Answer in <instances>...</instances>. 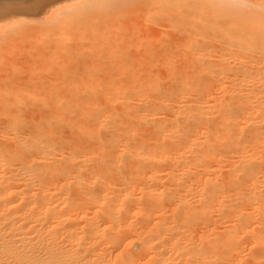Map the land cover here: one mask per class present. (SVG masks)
Returning a JSON list of instances; mask_svg holds the SVG:
<instances>
[{
    "label": "bare ground",
    "instance_id": "1",
    "mask_svg": "<svg viewBox=\"0 0 264 264\" xmlns=\"http://www.w3.org/2000/svg\"><path fill=\"white\" fill-rule=\"evenodd\" d=\"M202 1L198 4L207 11V7L214 2L205 0L204 5L200 3ZM235 1L237 0H225L221 3L224 8H230V2L235 4ZM243 1L238 0L241 4ZM83 3H86L85 7L90 6L87 0ZM149 5L152 6L150 3ZM149 5L147 3L145 6ZM240 5L229 12L237 11L239 14L240 8L244 9ZM21 6H24V2ZM73 6L75 8L74 4ZM157 6L162 7L159 3ZM246 6L247 4L244 5L245 8ZM258 10L256 16L260 15L261 18L264 14L260 13L261 9ZM84 11L85 9L82 10ZM80 13L77 15L82 14ZM245 15L248 13L245 12ZM254 16L255 14H251V17ZM74 17L70 20L75 21ZM104 18L106 16L101 19ZM64 19L67 24L65 22L61 25L63 21H60L58 23L61 27H56V24L55 30L58 28L56 31L62 30V33L65 29L74 31L72 26L69 27L73 22L68 23ZM111 21L113 20H109L110 23ZM96 23L97 21L94 22L95 25ZM28 30L31 32V27ZM183 30V33L187 31ZM47 31V34L54 32L50 29ZM79 32L81 31L78 34ZM196 32L194 34L198 35ZM47 34L45 37H48ZM70 34L75 33L70 31ZM96 35L95 37H99ZM49 36L51 38L52 35ZM210 37L211 34L209 39ZM85 39L86 37L83 40ZM56 40L57 46L66 42L61 36ZM75 40L76 38L71 41L76 49L78 41L75 43ZM83 40L79 39L78 44ZM195 40L198 41V46L194 43L184 48L178 44L179 48H172L167 43L168 47H163L161 41V48H139L140 53L146 56H143V60L138 57L137 61L133 58L135 55L130 53L139 51L131 50L133 52L129 53L128 49V54L123 51L122 54L128 55L121 59L126 64L121 62L118 67L121 64L125 66L116 70L117 61L113 62L114 72L110 75L114 79L111 77V80H108L109 76L107 79L101 77L98 81L99 74V77L92 75L91 79L85 75L86 78L81 72L79 78L82 80L76 81V65L77 74L75 75V71L68 74V80L64 83L66 88L59 87L56 90V85L67 79L63 76H67L65 69L68 68V63L62 62L59 70L66 65V74L62 76L65 79L59 81L60 76L56 77L59 81L56 80V85H53L55 77L53 81L50 79V84L46 81L50 88L49 93L45 94L46 91L44 95L41 94L43 92L37 94L47 89L46 82L42 84L43 79L33 85L32 88H36L34 92L29 89L23 93L21 90L25 86L28 88L27 81L20 80L19 83L11 79H0V264H264V65L260 64V60L254 64L243 63L248 61L245 60L249 56L246 54L247 44L244 45L245 48L240 47V50L238 47H228L235 51L233 53L223 47L224 53L235 54L229 60L227 55H222L223 51L218 47L219 41L216 46L221 53L216 52V46L215 51L213 47H209V41L206 47L207 45H200H204L201 39L202 42ZM194 41L191 39L190 42ZM50 42L48 44H52ZM181 42L182 45L184 41ZM45 43L42 45L43 49L45 45L48 50L52 49ZM26 46L29 45L23 48ZM57 46L55 45V49ZM89 47H92L91 44ZM89 47L86 48L90 49ZM140 49H146V52ZM242 49H247L243 52L248 56L240 58L243 62L235 59L232 65L230 62L237 57V52L241 56ZM58 50L63 58L67 53V56L71 55V49ZM58 50L51 52L56 54ZM261 51L264 52L263 49ZM48 53H45L46 56ZM216 53L221 56L217 57ZM122 54L119 55L120 58L123 57ZM253 54L256 58V53ZM260 55L257 53L256 59L261 58ZM83 56L85 59L89 55ZM71 57L70 60H73V54ZM77 60L81 61L80 58ZM44 66L45 69L48 68L47 65ZM86 67L84 68L87 69ZM42 68L44 69L43 66ZM48 69L44 70L42 76H49L46 73ZM51 69H54L53 66ZM21 83H24L23 87ZM36 85L46 88L42 90L41 86L42 89L37 91ZM52 85L56 91L50 92ZM256 86L261 89L258 95L252 94V89ZM231 87L234 88L233 91Z\"/></svg>",
    "mask_w": 264,
    "mask_h": 264
},
{
    "label": "rangeland",
    "instance_id": "2",
    "mask_svg": "<svg viewBox=\"0 0 264 264\" xmlns=\"http://www.w3.org/2000/svg\"><path fill=\"white\" fill-rule=\"evenodd\" d=\"M6 1H9V2H6ZM0 0V41H1V44H0V53H1V56H0V64H4L6 67L4 68V65L3 66H1L0 65V79L1 78H3V79H8V80H15V81H27L28 82V88H26L27 86H25V89H22L21 91H22V93H23V91H25V90H29L30 89V92H31V90H33V92L35 91V89H33L32 87H33V85H35L36 83L38 84V81L39 82H41L42 81V79L44 80L43 82H42V84L44 83V82H46V81H48V84H50L49 82H50V79H51V81H53L52 79H54V77H55V80H54V82H55V84H53V85H56L57 84V82H59V81H61L62 79H65V78H67L68 77V74L70 73V72H76V70L78 69V74H77V72L75 73V75L77 74V80L76 81H79L78 79H81V78H79L80 77V74H81V72H83L82 74L85 76H87V77H90V79H91V77H92V75H93V77H95V75L97 76L98 74L100 75V77H99V75L97 76V77H99V80L98 81H100L101 80V77H103V79H107L109 76V78H108V80H111L113 77H112V75H110V74H112L114 71V67H115V63H116V61H117V63H116V70H121V68H123L125 65L124 64H126L125 62V60H121V59H123L124 57L126 58L128 55H126L125 56V54H122V52L123 53H126V50H128L129 49V53L130 52H133V51H139L138 49L139 48H142V47H154V46H157V48H161L162 47V42H163V47H165V46H167V43H168V46L169 47H172V48H179V47H190V45L192 46L194 43V45L196 46L197 45V40H195L194 41V39H198L199 41H200V39L204 42V45H202V44H200L201 46H205V45H207L206 47H208V44H206V43H208V41H209V47H213L214 48V51H215V48L218 46V47H220L219 49H220V51H223V47H224V50H231L230 48H228V47H231L232 49L234 48V49H236L237 47H238V49L240 50L241 48H245L244 47V45L245 46H247L248 48V50L246 51L245 49L243 50L242 49V52L243 51H246L247 53L246 54H249V58L245 55V53L243 54H241V51H240V54H241V56H239L238 54V52L236 53V55H237V57L236 58H234L231 62L229 61V60H231L232 58H233V56H235V54H232L233 52H235L234 50H231V54H230V52L229 53H224V51L222 52V55H227V57L226 56H223V57H226V58H230L228 61L233 65V62L235 61V59L237 60V61H239L238 59H240V58H246L245 60H248V61H244L243 62V59L241 60L240 59V61L241 62H243V63H246V64H248V63H257L259 60V62H260V64L262 65H264V52L263 51H261V49H263L264 50V16H262L261 18H259V16H256L257 15V13H256V11L258 10V9H261V4L262 3H264V0H244L243 1V4H244V2H245V4L244 5H246L247 4V6H246V8L244 7V5L243 4H241V2H242V0H240L241 2L239 3L238 2V0L237 1H235V4H232V2H230V4L232 5V6H229L230 8H224L225 6H223L222 5V3H224V1L225 0H213L214 2V4L212 3V5L210 4V6H211V8H210V6L209 7H207L208 6V4H209V2L208 3H206V7L208 8V11L207 10H205V8L203 9L201 6V4H198L199 3V1L200 0H198V2H194V0H183V1H181V0H178L179 2H177V0H166V1H169V2H165V0L164 1H162V0H153L152 2H153V4H152V2H151V0H150V2H149V0H138L139 1V3L137 4V2H135V0H95L96 1V3H94L95 1L94 0H87V4H89L90 6H87V7H85V4L83 3L85 0H22V2H21V0L20 1H18V0ZM18 3H17V2ZM26 1H28V2H26ZM65 3H64V2ZM89 1V2H88ZM100 2L99 4H102L101 2H103V1H105V2H103V4L100 6V5H98V2ZM187 1H189V2H187ZM195 1H197V0H195ZM205 0H203L202 2H200V3H203ZM207 1H209V0H207ZM210 1H212V0H210ZM5 2H6V5H7V7H6V5H5ZM12 2V3H11ZM21 4H20V3ZM23 2H24V6L22 7L21 5H23ZM51 2V3H50ZM59 2H62L61 4H59ZM143 2V3H142ZM154 2H157L156 3V5H154ZM161 2V3H160ZM164 2H165V4L166 5H164ZM192 2V3H191ZM206 2V1H205ZM222 2V3H221ZM238 2V3H237ZM2 3V4H1ZM4 3V4H3ZM27 3V4H26ZM37 3V4H36ZM56 3V4H55ZM105 3H107V4H105ZM112 5V7H111V5ZM148 3V5H149V3L152 5V6H150L149 5V7L147 6H145L146 4ZM158 3H159V6L160 5H162V7L160 6V7H158L157 5H158ZM169 3V4H168ZM18 4H20V5H18ZM53 4V5H52ZM59 4V5H58ZM73 4L75 5V8H74V6H73ZM84 4V5H83ZM119 4H121V5H119ZM172 4V5H171ZM185 4V5H184ZM190 4V5H189ZM204 4V3H203ZM230 4H228V5H230ZM236 4H237V7H235L236 6ZM241 4V5H240ZM51 5H52V7H51ZM92 5V6H91ZM95 5V6H94ZM109 5V6H108ZM116 5V6H115ZM164 5V6H163ZM169 5V6H168ZM180 5V6H179ZM184 5V6H183ZM199 5H201V6H199ZM205 5V4H204ZM238 5H240L239 7H242V5H243V10H242V8H240L241 9V11H240V9H239V14H238V12L237 11H234V12H232V11H230L229 12V10L230 9H234L235 10V8L237 9L238 8ZM21 6V7H20ZM46 6V7H45ZM114 6V7H113ZM123 6V7H122ZM147 9H149V8H151L150 10H148V11H150V13L144 8V7ZM171 6V7H170ZM32 7V8H31ZM96 7V8H95ZM101 7H104L103 8V10L102 9H100ZM108 7V8H107ZM111 7V8H110ZM120 7H122V8H120ZM141 8V9H138V8ZM154 7V8H153ZM158 7V8H157ZM167 7V8H166ZM196 7V8H195ZM203 7H205V6H203ZM214 7V8H213ZM9 8V9H8ZM50 8V9H49ZM67 8V9H66ZM77 8V9H76ZM92 10V12L89 10ZM105 8H107V9H105ZM127 8H129V9H127ZM144 8V9H143ZM250 10H249V9ZM46 9H47V11H46ZM75 9V10H74ZM83 9H85V11L84 12H82V10ZM106 11H105V10ZM126 10V11H123V10ZM153 9V10H152ZM157 9V10H156ZM166 9V10H165ZM184 9V10H183ZM187 9H188V13H187ZM196 11H195V10ZM200 9V10H199ZM221 9V10H220ZM245 9H246V11H245ZM248 9V10H247ZM35 10V11H34ZM62 11V12H59V11ZM110 10V11H109ZM114 10V11H113ZM155 10L156 11H158V13L157 12H155ZM161 10V11H160ZM211 12H210V11ZM213 10V11H212ZM225 10V11H224ZM13 11H14V13H13ZM18 11V12H17ZM39 11V12H38ZM76 11H78V13L76 12ZM95 11H97V12H95ZM107 11H109V12H107ZM121 11H123V13L122 14H120L121 13ZM133 11V12H132ZM145 11V12H144ZM154 11V12H153ZM198 11H200V13L198 12ZM205 11H207V13L209 12V14H205ZM223 11V12H222ZM255 11V12H254ZM17 12V13H16ZM55 12H57V13H55ZM82 14H81V13ZM86 12V13H85ZM102 12H105L104 14L102 13ZM113 12V13H112ZM152 12V13H151ZM192 14H191V13ZM196 12V13H195ZM198 12V13H197ZM245 12L246 13H248V15H249V17H248V15H245ZM254 12V13H253ZM257 12H259V10L257 11ZM43 13V14H42ZM61 13H63V14H65V15H62ZM74 13V14H73ZM81 14V15H77V14ZM85 13V14H84ZM97 13H99L98 15V17L96 16L97 15ZM100 13H101V15L103 16V17H105L106 16V18H104V19H101V18H103V17H101V15H100ZM110 13V14H109ZM117 13H119V14H117ZM194 13H195V15H194ZM222 13H223V15H222ZM225 13V14H224ZM236 13V14H235ZM252 14V16L255 14V16L254 17H251V14ZM260 13H262V11L260 10ZM25 14V15H24ZM32 14V15H31ZM52 14H57V16H60V18L59 17H57V16H55V17H53V15ZM88 14V15H87ZM117 14V15H116ZM136 14V15H135ZM206 16H208V17H206ZM238 14V15H237ZM242 14V15H241ZM259 14V13H258ZM264 14V13H263ZM262 14V15H263ZM52 15V16H51ZM85 15V16H84ZM92 15V17H90ZM121 15H122V17H121ZM126 15V16H125ZM129 15V16H128ZM153 15V16H152ZM157 15V16H156ZM185 15H186V17H185ZM193 15V16H192ZM14 16V17H13ZM50 16H51V18H50ZM68 16V17H67ZM71 16V17H70ZM72 16L74 17V19H75V21H73V20H70V19H73L72 18ZM87 16H89V19L87 18ZM96 16V17H95ZM112 16H114V17H112ZM117 18H116V17ZM133 16V17H132ZM176 16V17H175ZM184 16V17H183ZM209 16H210V18H209ZM227 16H229L228 18H226ZM231 16H233L232 18H231ZM66 18L67 19V21H69L68 23H70V22H73V24L71 23L70 24V26H69V24H68V26L70 27V28H72L73 27V29H74V31L72 30V29H69V30H66L65 29V31L62 33V30H60L59 32H57L56 30L58 29H56L55 30V26L54 25H56V27H61V25L62 24H65V22H66V20L64 19V18ZM78 17H81L80 19L78 18ZM84 18V20H83V18ZM188 17V18H187ZM191 17H192V19H191ZM236 17V18H235ZM245 17H248V18H246L245 19ZM9 18V21L7 20ZM24 18H26V19H24ZM35 18V19H34ZM39 18V19H38ZM60 20H59V19ZM87 18V19H86ZM97 18V19H96ZM114 18H115V20H114ZM209 20H208V19ZM231 18V19H230ZM93 19V20H92ZM162 19H164V20H162ZM181 19V20H180ZM195 19V20H194ZM205 19V20H204ZM207 19V20H206ZM210 19H211V22H210ZM35 22H34V21ZM56 20H57V23H56ZM65 20V21H64ZM78 20V21H77ZM86 20H90V21H86ZM109 20H113V21H111V23L109 22ZM167 20V21H166ZM179 20V21H178ZM23 21V22H22ZM63 21V23H61V22ZM97 21V23H98V25H97V23H96V25L94 24V22H96ZM124 21V22H123ZM133 23H132V22ZM163 22L164 23V25H163V23H161V22ZM176 21V22H175ZM196 21H198V22H196ZM208 21V22H207ZM256 21L257 22H259V23H256ZM2 22V23H1ZM10 22V23H9ZM15 22H19V23H16L15 24ZM37 22H39V24L40 25H38V23ZM52 22H54L55 24H53ZM61 23V25L59 24V23ZM86 24V26H84L83 24ZM113 22V23H112ZM126 22H128V23H126ZM147 22V23H146ZM8 24V25H5V24ZM12 23V24H11ZM26 24L25 26L24 25H21V24ZM36 23V25H34ZM75 23H76V26H74L75 25ZM80 23V24H79ZM91 23V25H92V23H93V25H95L94 26V28H93V25L91 26V25H89ZM100 23V24H99ZM108 23V24H107ZM150 23V24H149ZM166 23L168 24L169 23V25H170V27H171V29H169L170 27H168L167 25H166ZM193 23H195L194 25H193ZM11 24V25H10ZM66 24H67V22H66ZM78 24V25H77ZM103 24H104V26H103ZM107 24V25H106ZM114 24H115V26H114ZM124 24V25H123ZM127 24V25H126ZM131 24V25H130ZM202 24H204V25H202ZM212 24V25H211ZM252 24H254V25H252ZM15 25H16V28H15ZM20 25V26H19ZM42 25V26H41ZM47 27H46V26ZM111 25H113V27H111ZM256 25V26H255ZM4 26V27H3ZM6 26V27H5ZM19 26V27H18ZM21 26H24V27H26V28H24V27H21ZM33 26V27H32ZM39 26V27H38ZM72 26V27H71ZM81 26V28H79ZM84 26V27H83ZM102 26L105 28V30L106 29H108L107 31H105L103 28H102ZM120 26V27H119ZM184 26H185V28H184ZM196 26V27H195ZM253 26V27H252ZM3 27V28H2ZM21 27V28H20ZM30 27H31V30L33 31H31L30 32V30H28V29H30ZM50 27V28H49ZM78 27V28H77ZM165 27V28H164ZM180 27V28H179ZM203 27H206V28H203ZM18 28V29H17ZM19 28H20V30H19ZM44 28V30L46 31H44V30H42ZM52 28H54V29H52ZM75 28H77V29H75ZM175 28V29H174ZM182 28V29H181ZM186 28H188L189 30H190V34H189V30H187ZM41 29V30H40ZM50 29V31L51 30H54V32H55V34H52V33H54V32H52V33H50V34H47L48 33V31L47 30H49ZM78 29H81V30H78ZM167 29V30H166ZM183 29H185V30H187V31H185V33H183L184 32V30ZM257 29H258V31H257ZM12 30V31H11ZM19 31V32H17V31ZM35 30H37V32L35 31ZM40 30V31H39ZM64 30V29H63ZM81 31V32H79V34H78V31ZM93 30V31H92ZM161 30V31H160ZM164 30H165V32H164ZM169 30V31H168ZM171 30V31H170ZM181 31L180 33L178 32V31ZM203 30H205V31H203ZM15 31V32H14ZM21 31V32H20ZM27 31H29V32H27ZM49 31V32H50ZM70 31H72V33H75V34H70ZM83 31V32H82ZM87 32V33H85V32ZM90 31V32H89ZM98 33H97V32ZM111 31V32H110ZM192 31V32H191ZM198 33H197V32ZM211 31V32H210ZM17 32V33H16ZM44 32H45V35L47 34L48 35V37L46 36L45 37V35H44ZM66 32V33H65ZM69 32V33H68ZM97 33V35H96V33ZM118 32H121V34L120 33H118ZM197 33L198 35H196V34H194V33ZM201 32V33H200ZM207 34H206V33ZM225 32H228V33H225ZM247 32V33H246ZM261 32V33H260ZM14 33H15V35H14ZM31 33V34H30ZM58 33V34H57ZM92 33H94V36H93V34ZM107 33V34H106ZM112 33V34H111ZM126 33H128V34H126ZM129 33H131V34H129ZM133 33V34H132ZM178 33V34H177ZM183 35H182V34ZM19 34V36H17ZM36 36H35V35ZM38 34H40V35H38ZM62 34V35H61ZM67 34H68V36H67ZM70 34V35H69ZM90 34V35H89ZM99 34V35H98ZM156 34L158 35V36H156ZM164 34V35H163ZM201 34V35H200ZM202 34H203V36H202ZM206 34V35H205ZM210 34H211V37H210V39H209V36H210ZM260 34H261V36H260ZM5 35V36H4ZM7 35H8V37H7ZM30 35V36H29ZM43 35H44V37H43ZM49 35H52L51 36V38H50V36ZM54 35V36H53ZM58 35H60L61 37H62V39H66V42H63V43H61V44H59L58 46H57V44H56V42L58 41V40H56V39H58V38H60V36L58 37ZM66 37H65V36ZM72 35L74 36V38H72ZM80 35V36H79ZM82 35H84V36H82ZM95 35L96 36H99V37H95ZM135 35V36H134ZM176 37H175V36ZM179 35V36H178ZM209 35V36H208ZM239 35H240V37H239ZM242 35H244V36H242ZM248 35V36H247ZM2 36H4V37H2ZM55 36L57 37V38H55ZM64 36V37H63ZM78 36H79V38H78ZM82 36V37H81ZM103 36V37H102ZM117 36V37H116ZM129 36V37H128ZM132 36V37H131ZM145 36H146V39H145ZM182 36V37H181ZM184 36V37H183ZM193 36H195L194 38H193ZM201 36H202V38H201ZM205 36H207V39H206V37ZM6 37V38H5ZM12 37V38H11ZM16 37V38H15ZM18 37V38H17ZM21 39H20V38ZM23 37V38H22ZM36 37V38H35ZM37 37H39V38H42V39H39L38 38V40H39V42H36V41H38L37 40ZM70 37V38H69ZM86 37V39L85 40H83L84 38ZM108 37H109V39H108ZM124 38V40L126 41V43H125V41L123 40V38ZM128 37V38H127ZM135 37V38H134ZM158 37V38H157ZM181 39V41H184L183 42V44L181 45L180 44V39ZM187 37H189V38H187ZM242 37V38H241ZM55 40V41H53V39ZM76 38V40L78 41V43H79V39L80 40H83L82 41V43H81V41H80V44H78L77 42H76V40H75V43H77L78 44V46H77V44H76V46L75 47H77V48H79V49H75L74 48V39ZM90 38V39H89ZM99 38V39H98ZM103 38V39H102ZM111 38V39H110ZM172 38V39H171ZM222 38H223V40H222ZM9 39V40H8ZM20 39V40H19ZM35 39H36V41H35ZM47 39V40H46ZM67 39H68V41L69 42H72V43H69L68 41H67ZM133 39H136V40H133ZM156 39V40H155ZM174 39V40H173ZM191 39H193V41L194 42H190L191 41ZM206 40V41H204V40ZM229 40V43H228V41L227 40ZM243 39V40H242ZM247 39V40H246ZM8 40V41H7ZM34 40V41H33ZM71 40H73V41H71ZM88 40H91V41H88ZM95 40V41H94ZM115 40V41H114ZM131 40V41H130ZM158 40V41H157ZM160 40V41H159ZM176 40V41H175ZM177 40H178V42H177ZM186 40H187V42H186ZM190 40V41H189ZM212 40H213V43H212ZM223 41V43H222V41ZM12 41V42H11ZM25 41V42H24ZM33 41V42H32ZM52 42V44H54V42H55V45L57 46V50L58 49H61V50H68V49H71V50H69V52H70V54L72 55L73 54V60H70V57H71V55H69V56H67L68 55V53L67 54H65L66 56L63 58V57H61L60 56V54H59V52H60V50H58V51H56L57 53L56 54H58V55H56L54 52H51V50H53V51H55L56 49H55V45H52V44H48L49 42ZM86 41V42H85ZM101 41H103V42H101ZM137 41H138V43H137ZM153 41V42H152ZM162 41V42H161ZM202 41H200V42H202ZM218 41H219V44H218ZM220 41H221V43H220ZM232 43H231V42ZM235 41H237V42H235ZM248 41V42H247ZM3 42V43H2ZM13 42H14V44H13ZM19 42V43H18ZM22 42H24V44L22 45ZM27 42V43H26ZM30 42H32V44H30ZM45 44H48L47 46L49 47V45H50V47H52V49H49L48 50V48L46 47V45H45V48L43 49V47H42V45L44 46V43ZM50 42V43H51ZM88 42V43H87ZM94 42V43H93ZM102 44H101V43ZM107 42V44H105ZM109 42V43H108ZM144 42V43H143ZM161 42V43H160ZM214 42H215V44H214ZM224 42H226L225 44L226 45H228V46H226L225 44H224ZM247 42V43H246ZM251 42H253V43H251ZM258 42V43H257ZM7 45H6V44ZM16 43H17V45H16ZM65 43V44H64ZM158 43V44H157ZM164 43H166V44H164ZM171 43V44H170ZM182 43V42H181ZM234 43V44H233ZM236 43H237V46H236ZM256 43L258 44V45H256ZM22 45V46H19V45ZM34 44H35V47H34ZM36 44L38 45V46H36ZM84 44H86V45H84ZM88 44V45H87ZM91 44V46L93 47V49H92V51H90V49L92 48H90L89 47V45ZM178 44L180 45L179 47H178ZM190 44V45H189ZM214 44V45H213ZM224 44V45H223ZM241 45V46H238V45ZM247 44V45H246ZM1 45H4V46H1ZM25 45H29V46H26V47H24L23 48V46H25ZM52 45V46H51ZM71 45H72V47H71ZM84 45V46H83ZM106 45V46H105ZM111 45V46H110ZM113 45H114V47H113ZM117 47H119V48H117ZM145 45V46H144ZM147 45V46H146ZM149 45V46H148ZM161 45V46H160ZM183 45H185V46H183ZM199 45V46H200ZM217 45V46H216ZM19 48H17V47ZM31 46L33 47L32 49H31ZM54 46V47H53ZM60 46H62V47H60ZM66 46V47H65ZM69 46H70V48H69ZM120 46H121V48H120ZM128 46V48L126 49L125 47H127ZM167 46V47H168ZM173 46H175V47H173ZM198 46V45H197ZM214 46H216V47H214ZM260 47L259 49L257 48V47ZM1 47H4L5 49H1ZM10 47V48H9ZM22 47V48H21ZM40 47V48H39ZM49 47V48H50ZM83 47H85V48H83ZM89 47L90 49H87V48ZM103 47V48H102ZM104 47H105V49H104ZM124 47V48H123ZM129 47H132V49H130ZM134 47V48H133ZM218 47L216 48L217 50H216V52L217 53H219L218 52ZM236 47V48H235ZM241 47V48H240ZM254 47V48H253ZM84 50H83V49ZM115 48V49H114ZM123 48V49H122ZM212 48V49H213ZM249 48H250V53H256V58H257V53L260 55V54H262V57H261V55H260V57L261 58H259V59H256V58H254L253 56H254V54H253V56H252V54H250L249 53ZM257 49L256 51H253L252 49ZM31 49V50H30ZM43 49V50H42ZM101 49V50H100ZM118 49V50H117ZM120 49H122V50H120ZM125 49V50H124ZM222 49V50H221ZM238 49H237V51H238ZM3 50V51H2ZM5 50V51H4ZM40 52H39V51ZM45 50V51H44ZM73 50H75V51H73ZM97 50H99V51H97ZM119 50H120V52H119ZM131 50H133V51H131ZM141 50V49H140ZM143 50H145L144 51V53L146 52V49H143ZM143 50H141L142 52H143ZM251 50H252V52H251ZM259 50V51H258ZM12 51V52H11ZM14 51H16V52H14ZM37 51H38V53H37ZM49 52L48 53V55L46 56V52ZM78 51V52H77ZM80 51H81V53H80ZM84 51V52H83ZM90 53H89V52ZM97 53H96V52ZM104 51H105V53H104ZM112 51V52H111ZM14 52V53H13ZM20 53V54H17V53ZM26 52H27V54H26ZM51 52V53H50ZM94 52V53H93ZM108 52H109V55H107L108 54ZM128 52L126 53V54H128ZM262 52V53H261ZM5 53H7L5 56H4V54ZM17 55H16V54ZM23 53V54H22ZM33 53V54H32ZM34 53H36V54H34ZM52 53H54L55 54V56L53 57L52 56ZM104 53V54H103ZM117 53H119V55L121 56V54H122V56L123 57H121L120 58V56L117 54ZM138 53H140V51L138 52ZM138 53H136V52H134L133 54L132 53H130L131 55H135L133 58L137 61L138 60V57H139V60H140V58L143 60L144 58H143V56L145 57L146 56V54L144 55L143 53H140V54H142V55H140V54H138ZM216 53V54H217ZM221 53V52H220ZM9 54V55H8ZM22 54V55H21ZM29 54V55H28ZM53 54V55H54ZM77 54H79V55H77ZM102 54H103V56H102ZM114 54H115V58H114ZM137 54L139 55V56H137ZM231 55V57L229 56V55ZM3 55V56H2ZM34 55V56H33ZM80 55H82V56H80ZM83 55H89V56H86L87 58H85L86 59V63H87V65H85L86 63H85V59H84V56ZM105 55H107V56H109V57H107V56H105ZM220 55V54H219ZM218 54H217V57L219 56ZM246 57H245V56ZM8 56H9V58H11L10 60H9V58H8ZM33 58H32V57ZM46 56V57H45ZM51 56H52V58H51ZM76 56V57H75ZM96 56V57H95ZM105 56V57H104ZM110 56H111V58H110ZM221 56V55H220ZM238 56H239V58H238ZM244 56V57H243ZM4 57H5V59H4ZM6 57H7V59H6ZM13 57H15V59L13 58ZM28 57V58H27ZM34 57H36V59H38V61H36V59L34 58ZM41 57V58H40ZM45 57V58H44ZM49 57V58H48ZM55 57H59V59L57 60V58H55ZM67 57V58H66ZM74 57H75V59H74ZM251 57V58H250ZM3 58V59H2ZM51 58V59H50ZM55 58V59H54ZM62 58V59H61ZM66 58V59H65ZM69 58V59H68ZM78 58H80V60L81 61H79V60H77ZM88 58H89V60H88ZM98 58V59H97ZM255 60H257V61H253L254 59ZM29 59V60H28ZM49 59V60H48ZM54 60V62H53V60ZM64 59V60H63ZM71 59H72V57H71ZM82 59H84V60H82ZM90 59H91V62H90ZM108 59V60H107ZM15 60H17V61H15ZM21 60V61H20ZM44 60V61H43ZM46 60V61H45ZM51 60H52V62H53V64H52V62H51ZM61 60H63V61H61ZM67 60V61H66ZM106 60V61H105ZM110 60V61H109ZM121 60V61H120ZM262 60V61H261ZM8 61H11L10 63H8ZM12 61H15V63L13 62L12 63ZM35 61H36V63H35ZM40 61H42V62H48V63H45L44 65H47V67L49 68H46V69H48L47 70V72L46 73H49V76H48V74L47 75H45V76H42V75H44V73H45V71H46V69H45V67L46 66H44L43 64H40V63H42V62H40ZM50 61V62H49ZM60 61V64L58 63ZM83 61V62H82ZM89 61V62H88ZM120 61V62H119ZM129 62H130V60H128ZM132 61V60H131ZM249 61H251V62H249ZM57 62V63H56ZM62 62H64L65 64L66 63H68V64H66L67 65V69H65L66 70V73H67V76H63V74L65 75L66 73H65V70H64V68H66L65 66V64L63 65V68L62 67H60V70H59V66H62ZM75 62H76V64H75ZM92 62H94V64H92ZM102 64H101V63ZM105 62H107V63H105ZM113 62H115V63H113ZM123 63L124 62V66H119L118 67V65L120 64V63ZM6 63V64H5ZM17 63V64H16ZM33 63L35 64V65H33ZM39 63V64H38ZM71 63H73V64H71ZM81 63V66L79 65V64ZM12 64H14V65H12ZM20 64V65H19ZM49 64V65H48ZM52 64V65H51ZM55 64L56 65H58V66H55ZM70 64L72 65L71 67H69L70 66ZM97 64V65H96ZM113 64H114V67H112L113 66ZM129 64V63H128ZM7 65H9L10 66V69H8L9 67L7 66ZM11 65H12V67H11ZM24 65V66H23ZM32 65V66H31ZM51 65V66H50ZM75 65V66H74ZM76 65H78V68L76 69ZM84 65V67L85 66H87L86 68L87 69H85L84 67H82ZM94 65V66H93ZM105 67H104V66ZM19 66V68H17ZM20 66H21V68H20ZM26 66V67H25ZM28 66H29V68H28ZM34 66H35V69H34ZM37 66H38V68H37ZM42 66L44 67V69L42 68ZM52 66H53V70L51 69L52 68ZM101 66H102V69H101ZM128 66V65H127ZM231 66V65H230ZM1 67H3V69L1 68ZM40 67V68H39ZM56 67H58V69H56ZM73 67V68H72ZM75 67V68H74ZM79 67H82V68H79ZM109 67H110V69H111V67H112V69L110 70L109 69ZM117 67L118 68H120V69H117ZM11 68H13V70L11 69ZM61 68H62V70H61ZM15 69H17V70H15ZM71 69V70H70ZM76 69V70H75ZM80 69H82L81 71H80ZM85 71H84V70ZM6 70L8 71L7 73H6ZM20 70V71H19ZM31 70H33V72L35 71V73H33ZM45 70V71H44ZM96 72H95V71ZM108 70V71H107ZM15 71V72H14ZM29 71V72H28ZM38 71H39V73H38ZM42 71V74L40 73ZM56 71H58V73H56ZM61 71V73H59ZM112 71V72H111ZM12 72V74H13V76H12V74H10ZM53 73V75H52V73ZM100 72V73H99ZM116 72V71H115ZM233 72V71H232ZM23 73H26V74H23ZM50 73H51V75H50ZM80 73V74H79ZM88 73V74H87ZM105 73H107V74H105ZM109 73V74H108ZM118 74H119V71L117 72ZM3 74V75H2ZM11 76H10V75ZM41 74V75H40ZM115 74V73H114ZM117 74V75H118ZM7 77H6V76ZM16 75V77L14 78V76ZM24 75H26V77L24 76ZM35 75V76H34ZM36 75H38V76H36ZM83 75H81L82 77H84ZM103 75V76H102ZM231 75H232V73H231ZM17 76H19V78L20 77H22V79L20 78H18L17 79ZM34 76V77H33ZM44 77V78H42V77ZM52 76V77H51ZM58 76H60L59 77V81L57 80V78H58ZM65 77V78H63V77ZM85 76V77H86ZM114 76V75H113ZM116 76V75H115ZM233 76H234V74H233ZM6 77V78H5ZM11 77H13V78H11ZM24 77V78H23ZM30 77V78H29ZM36 77H38L39 78V80H38V78L36 79ZM48 78V80H46L47 78ZM51 77V78H50ZM57 77V78H56ZM86 77V78H87ZM92 77V78H93ZM106 77V78H105ZM112 77V78H111ZM117 77V76H116ZM115 77V78H116ZM232 77V76H231ZM41 78V79H40ZM61 78V79H60ZM86 78H83V80H87ZM35 79H36V81L37 82H35ZM76 79V78H75ZM95 79V78H94ZM93 79V80H94ZM114 79V78H113ZM232 79H233V77H232ZM56 80H57V82H56ZM66 80H68V78L67 79H65V82H59L58 84L59 85H56L57 86V88H56V90H59L60 88H63L64 87V85L66 84ZM82 80V79H81ZM88 80H89V78H88ZM96 80V79H95ZM30 81V82H29ZM64 81V80H63ZM104 81V80H103ZM105 81H107V80H105ZM32 82H33V84H32ZM54 82H51V84L52 83H54ZM20 83V82H19ZM65 83V84H64ZM25 84H26V82H25ZM29 84L31 85V86H29ZM48 84H47V82H46V85H47V89L46 90H44V88H46V87H44L43 85H41L42 86V88H41V86L39 87V85H40V83H39V85L37 86L36 85V87L38 88L37 89V91H39L40 89H42V90H44V91H39L37 94H39L40 95V93L41 92H43V93H41L42 95H44V93L45 94H48L49 92H48V89L50 88H48ZM235 84V86L238 84V81H237V83H234ZM233 84V85H234ZM21 85H22V87L24 86V83H21ZM52 85V89H50L49 91L51 92V91H53V90H55V88H54V86ZM50 86V85H49ZM55 86V87H56ZM235 86H234V88H235ZM60 87V88H59ZM233 87V86H232ZM231 87V91H233V89L234 88H232ZM40 88V89H39ZM54 88V89H53ZM59 88V89H58ZM64 88H66V86L64 87ZM55 90V91H56ZM61 90H64V89H61ZM28 92V91H27ZM26 93V92H25ZM36 93V92H35ZM259 93H261V89L260 88H258V86H256L254 89H252V94H259Z\"/></svg>",
    "mask_w": 264,
    "mask_h": 264
},
{
    "label": "snow or ice",
    "instance_id": "3",
    "mask_svg": "<svg viewBox=\"0 0 264 264\" xmlns=\"http://www.w3.org/2000/svg\"><path fill=\"white\" fill-rule=\"evenodd\" d=\"M261 11L264 13V3L261 4Z\"/></svg>",
    "mask_w": 264,
    "mask_h": 264
}]
</instances>
